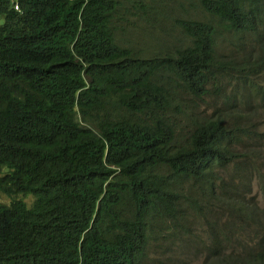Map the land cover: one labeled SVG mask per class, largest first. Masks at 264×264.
<instances>
[{
	"label": "trees",
	"instance_id": "16d2710c",
	"mask_svg": "<svg viewBox=\"0 0 264 264\" xmlns=\"http://www.w3.org/2000/svg\"><path fill=\"white\" fill-rule=\"evenodd\" d=\"M126 5L149 25L172 20L161 39L172 32L174 45H120ZM193 7L0 0V264H148L151 247H164L158 264H182L166 251L203 211L184 182L213 209L215 169L252 168L240 145L264 142L234 104L264 107V0ZM208 96L214 118L196 110ZM220 186L234 216L208 223L206 264H264V209Z\"/></svg>",
	"mask_w": 264,
	"mask_h": 264
},
{
	"label": "rangeland",
	"instance_id": "374dc122",
	"mask_svg": "<svg viewBox=\"0 0 264 264\" xmlns=\"http://www.w3.org/2000/svg\"><path fill=\"white\" fill-rule=\"evenodd\" d=\"M169 6L174 3V0H164ZM186 2L187 11L179 8L177 12H174V17H188L193 16V4L196 0H184ZM124 21L119 22V29L117 39L122 46H139V45H153L155 47L171 46L174 45L175 39L172 32L164 36V40L161 39V27L163 26L167 30H172L173 21L166 19L161 21L159 14L152 25L147 24L146 14H135V6L126 5L120 9ZM3 22V17H0V23ZM148 25V26H144ZM234 104L241 110H237L243 117L238 119V122L242 125L249 126L251 124L257 125L259 129L264 130V107L256 106L251 111H246L248 107L244 99L234 96ZM190 105V104H189ZM220 106V102H216L211 96L205 98V102H198L196 110L204 113L207 117L214 118L217 114L216 107ZM232 117L228 118L229 121H234V112H230ZM223 115V114H221ZM190 126V125H189ZM246 146L240 145L239 152L241 154L248 153L249 151H255L257 157L254 161L253 167H249L241 160H238L234 164L228 165L224 171L220 172V177L225 179L227 186H231L237 190V196L244 202H256L255 206L264 209V190H262L258 184L259 173L264 176V142L245 140ZM240 155H238V158ZM241 181V182H240ZM184 187L191 190L192 195L202 204V192L201 189H196L195 185L190 181L184 182ZM204 187V186H203ZM27 203H31L32 197H27ZM215 204H218V200H215ZM203 205V204H202ZM224 209L214 206L211 211H207L206 208L202 212L192 211V215L189 221L184 224L186 230L189 233L183 235L182 239L174 243L169 251L173 252L182 260V264H206L208 263L207 256H204L202 248L199 247L204 241L207 243L208 223L210 221L216 222V226L224 228L226 222L230 219V207L224 206ZM233 215V214H231ZM234 216V215H233ZM164 247L157 248L151 247L149 253L146 256L148 264H158V258H163L160 254Z\"/></svg>",
	"mask_w": 264,
	"mask_h": 264
},
{
	"label": "clouds",
	"instance_id": "9594fccd",
	"mask_svg": "<svg viewBox=\"0 0 264 264\" xmlns=\"http://www.w3.org/2000/svg\"><path fill=\"white\" fill-rule=\"evenodd\" d=\"M215 171L218 174V176H219L220 179L216 180V183H215V186H214V191L217 193V195H219L218 204L217 205L214 204V206L219 207L220 209H224L225 210V208H224L225 205L222 203V200L225 199V196L223 195L222 188L220 186L221 185V182H222V179H223V177H220V172L222 170L215 169ZM258 184H259V186H262V181L260 179H258ZM203 197H202V204H204ZM199 204H201V203L199 202ZM201 207L203 208V210L206 208L204 205H201ZM206 210L207 211H211L212 210V206L209 205L208 208H206ZM189 219H190V217H189Z\"/></svg>",
	"mask_w": 264,
	"mask_h": 264
}]
</instances>
